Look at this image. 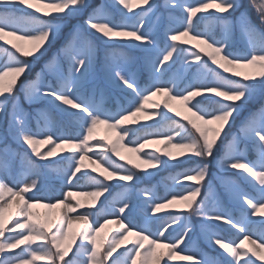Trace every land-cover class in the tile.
<instances>
[{
  "label": "snow or ice",
  "instance_id": "snow-or-ice-1",
  "mask_svg": "<svg viewBox=\"0 0 264 264\" xmlns=\"http://www.w3.org/2000/svg\"><path fill=\"white\" fill-rule=\"evenodd\" d=\"M250 4L258 24L241 0H0V264H161L165 257L169 264L174 254L185 264H264V0ZM79 16L83 24L65 23ZM99 42L106 46L103 80L119 89L114 108L94 75ZM258 95L261 106L231 132ZM101 125L113 139L97 137ZM141 129L151 130L138 135ZM151 144L163 147L145 151ZM177 164L183 167L170 178L188 182L182 192L158 196L143 187L141 201L134 199L141 171L151 176L149 169ZM213 165L231 208L216 191ZM53 169L62 170L61 190L45 193V170ZM85 177L93 189L81 193L91 197L89 210L69 216L83 207L66 201ZM109 196L112 207L90 210ZM36 204L64 211L41 219ZM168 209L174 214L157 215ZM106 216L117 225L111 238L100 235ZM74 223L81 227L73 231ZM196 224L219 256L197 246ZM225 227L235 239L221 233Z\"/></svg>",
  "mask_w": 264,
  "mask_h": 264
},
{
  "label": "rangeland",
  "instance_id": "rangeland-1",
  "mask_svg": "<svg viewBox=\"0 0 264 264\" xmlns=\"http://www.w3.org/2000/svg\"><path fill=\"white\" fill-rule=\"evenodd\" d=\"M90 3L94 4V5H99L102 3H109L111 4L112 0H89ZM156 2L159 4L161 3V0H156ZM241 3L243 4V8L241 9V11H248L249 14L251 15L252 19L254 22H256L258 24V20H257V15L255 13V11L252 9L251 4H250V0H241ZM138 11V9L136 10ZM239 13H236V15H238ZM232 17H229V19H231ZM83 20L84 17L83 16H79V17H75V18H69L65 21L66 24H83ZM201 27H204V24H201ZM219 28L216 29V32L219 34ZM67 35V32L65 31L60 40L63 39V37ZM161 38H163V29H161ZM9 39H14L13 37H9ZM235 39L237 42H240V35L237 32L235 35ZM60 43V41L58 40L55 44L52 45V47L49 48V54L54 52L56 50V47L58 46V44ZM0 46H6L3 44V42H0ZM98 47H99V53L97 56L96 61L94 62V75L99 78L100 82L103 84L104 88H105V102L107 104L108 107H115V96L119 95V89L113 87L112 85L108 84L107 82H105L103 80V72H102V63H103V59H104V50H105V44L103 42H99L98 43ZM116 47H120V46H116ZM124 50L126 52H128L131 56L133 57H139L141 54L139 52L138 49L135 48H131V47H127L124 48ZM47 57H45L46 59ZM2 59H6V57H3ZM44 60L41 59L38 62H35L34 67L32 69V73H35L36 71L39 70V68L43 65ZM137 67H139L137 65ZM179 69V63L176 65V67L174 68V71ZM182 71V70H181ZM190 71H194L190 70ZM32 74H29V78H31ZM142 82H147V73L146 72H142L141 76H140ZM153 100L155 101H161L163 99L162 95H157L152 97ZM23 103V100L21 101ZM261 102H262V98L258 95L256 98H254L248 105H246L245 109L236 116L235 118V123L231 126V132H235L240 124V121L246 116L248 115V112L250 109H255V108H259L261 106ZM173 104L174 107L177 108V110L180 111H184L182 105L177 102V101H172L171 102ZM46 106V102L40 104V105H33L30 106L27 103H24V107L26 109H28L29 111H34V109L36 107H44ZM146 107H151V105H147ZM139 115H143V113L139 114ZM176 118V117H173ZM178 119V118H176ZM147 123L151 124V121H148ZM164 123V122H162ZM145 130H151V129H141L140 132H138V135L142 134L143 131ZM97 137L100 136H105L107 135L110 139H113L115 134L111 133V132H107L104 128V126H98L97 132H96ZM127 139V138H126ZM11 143V141L9 142ZM13 148H17L18 145L15 143H12L11 145ZM0 147H3L2 144H0ZM48 146H41L42 150H45ZM67 147V146H65ZM157 147H163V145L161 144H151L148 146V148L145 149V151H148L149 149H154ZM26 148H20V151H25ZM29 154H30V150ZM57 151L59 152V149H57ZM172 151L175 153L178 150L173 148ZM121 155L126 156L130 159H132L134 162H139V160H137L136 158V154L133 152H129L127 149H121ZM250 156H252L253 154L250 153ZM114 160H117L118 163H126L124 161H119V159L117 157H115L113 155L112 157ZM33 160H37V158L35 156L32 157ZM58 159V158H57ZM37 163H43L42 161L37 160ZM62 164L64 162H61ZM85 163H89V161H85ZM183 167L182 165L177 164L175 167L169 166L163 170H151L149 169L148 171L152 172L151 176L145 175V173L143 171H141L139 174L141 175L142 178V182L136 185L137 188V194L135 195L134 199L136 201H141V197L138 194V190L140 188L143 187H154L155 193L158 196H164L169 190H174V191H183V188L186 187V185L188 184V182H184L183 185H179L177 184L175 181H173L170 177L172 175L175 174V172L179 169ZM90 170V169H89ZM212 172H213V183L216 186V191L217 193L220 195V199L223 201V203L225 205H227L228 207H233V205L231 204V202L229 201V198L227 197V195L224 194L223 189L219 186V181L216 180V174H217V169L215 168V165H213L212 167ZM93 175H96V173H93ZM228 175H232V173H228ZM63 179V173L62 170H57V169H53V170H45V180H44V187L43 190L45 193H58L61 190V181ZM112 183H115V181H113ZM80 184L82 185L81 187H77V188H73L72 191L75 195V199H73L72 197L68 198V201L66 202H71L73 204V206H75L76 201H80V203L83 205V207L79 208L76 210V213H69V216H74L76 214H82L86 211L89 210V205L91 204V197L86 196V195H82L81 193H85L88 191H92L93 189L91 187H89V181L87 180V178L85 177L84 179H82L80 181ZM67 188H63V191H67ZM118 191V189L113 191V196L116 195V192ZM106 196L108 195L107 193L105 194ZM112 200V196H109L107 200L104 199V197H101L94 206H92V208L90 209L92 212L94 213H99L100 209L102 207V205H106L109 208L112 207V205L109 203ZM54 203V201H53ZM120 204L116 203L115 207H119ZM209 206H211V203H209ZM14 207V205H13ZM33 211L36 213H39L40 218L41 219H49L51 220H56L59 215L61 214V212L64 211V209L61 206H56L54 208H46L44 206V204H36L33 207ZM127 211V210H126ZM11 210H9L8 212H6V217L10 214ZM174 214V211L171 209L168 210H163L162 212L158 213V216L161 217H167L168 214ZM45 214H48V216L46 217ZM137 214H139V209H137ZM90 222H92L93 217H90ZM104 219H108L110 221V223L104 225V227L101 229V236H104L106 233L108 234V238H111V235L113 234V232L115 230H117V225L115 223H112L111 221L115 220L114 216H106V217H102L100 218V223H103ZM253 219H257V218H253ZM99 226V225H97ZM81 225L78 223H74L72 225V230L75 231L76 229L80 228ZM153 229L155 230V225H153ZM221 233L232 238L235 239V234L233 230H229L226 227L225 228H221L220 229ZM133 237L131 235H129L128 240H132ZM193 240L196 241L197 246L205 253L210 254L211 256H219V252H217L216 250H214L212 247H210L204 240L203 238L200 236V232H199V225L196 224V228H195V232L193 233ZM238 242V241H237ZM125 243H127V241H125ZM130 246V245H129ZM191 246V245H190ZM75 247L76 245L73 246V253L75 251ZM122 250V249H121ZM118 250V251H121ZM18 251V250H17ZM73 253L69 254V257H71L73 255ZM115 255V254H114ZM165 260H167V257H165ZM165 260L161 261V264H165ZM37 264H45V262L43 261H38ZM169 264H185V262L180 260L179 256H176L175 254L173 255L172 260L169 262Z\"/></svg>",
  "mask_w": 264,
  "mask_h": 264
}]
</instances>
